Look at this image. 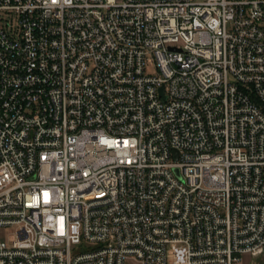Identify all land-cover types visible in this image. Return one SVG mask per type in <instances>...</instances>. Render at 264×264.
Wrapping results in <instances>:
<instances>
[{
  "label": "built area",
  "instance_id": "1",
  "mask_svg": "<svg viewBox=\"0 0 264 264\" xmlns=\"http://www.w3.org/2000/svg\"><path fill=\"white\" fill-rule=\"evenodd\" d=\"M263 249L264 0H0V264Z\"/></svg>",
  "mask_w": 264,
  "mask_h": 264
},
{
  "label": "rangeland",
  "instance_id": "2",
  "mask_svg": "<svg viewBox=\"0 0 264 264\" xmlns=\"http://www.w3.org/2000/svg\"><path fill=\"white\" fill-rule=\"evenodd\" d=\"M12 228L5 229L1 231V236L3 239H6L10 233L12 232ZM128 264H136L134 262H130ZM237 264H264V249L263 251L257 256L251 255H244L242 256L241 260Z\"/></svg>",
  "mask_w": 264,
  "mask_h": 264
}]
</instances>
